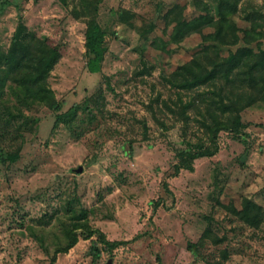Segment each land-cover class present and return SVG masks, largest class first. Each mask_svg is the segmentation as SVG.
I'll return each instance as SVG.
<instances>
[{
    "label": "rangeland",
    "instance_id": "rangeland-1",
    "mask_svg": "<svg viewBox=\"0 0 264 264\" xmlns=\"http://www.w3.org/2000/svg\"><path fill=\"white\" fill-rule=\"evenodd\" d=\"M202 1L216 13L217 0ZM251 2L264 12V0ZM175 3L193 12L192 0H99L97 20L114 33L105 36L96 74L86 69L88 18L73 13L80 0H13L0 8V52L15 34L46 38L61 53L47 78L58 112L88 105L69 127L54 126L56 111L42 104L22 108L33 123L4 112L0 144L20 155L0 163V264H49L67 241L69 207L88 210L94 228L124 243L93 262L90 240L79 237L56 264H264V216L250 228L218 203L247 195L264 209V102L243 112L248 126L241 140L221 131L216 146L196 111L188 109L183 121L169 109H176L179 93L193 99L208 88L179 91L163 78L202 49L197 34L165 44L161 18ZM244 15L239 10L233 20L243 28ZM200 146L216 152L196 158L192 171L167 176L179 151ZM208 225L221 242L209 240L193 254L188 243L198 242Z\"/></svg>",
    "mask_w": 264,
    "mask_h": 264
},
{
    "label": "trees",
    "instance_id": "trees-1",
    "mask_svg": "<svg viewBox=\"0 0 264 264\" xmlns=\"http://www.w3.org/2000/svg\"><path fill=\"white\" fill-rule=\"evenodd\" d=\"M244 1L246 5H242ZM12 2L13 0H0V8ZM98 2L99 0H80L81 8L75 7L73 10L75 15L82 14L88 18L84 44L86 69L94 74L101 71L105 36L108 32L114 33L97 20ZM192 5L193 12L190 13L184 4L175 3L162 16L161 31L167 36L165 44H177L186 37L197 34L202 49L189 61L174 67L163 78L179 91L191 92L201 86L210 88L197 92L193 99H184L179 93L176 109H169L183 121L188 119V109L196 111L200 117L196 120L205 128L207 139L215 146L221 131L231 132L241 140L246 135L245 129L248 126L242 118L243 112L255 103L264 102V12L256 9L251 0H217L215 14H211L208 4L202 0H192ZM246 8H251L252 12L248 14ZM239 10L245 12L243 18L248 21V27H239L234 23ZM149 27L154 29L156 26L152 24ZM209 28L211 30H207ZM152 44L157 47L156 40ZM222 51H226V54L221 55ZM60 56L59 47L50 44L46 38L20 37L19 34L12 38L6 53L0 52V142L4 138V112L11 118L30 119L22 108L42 104L56 111L54 126L63 123L69 127L81 106L88 110V105L84 104L58 112L60 107L48 86L47 78ZM10 104H13L15 111ZM30 120L32 123L37 121L33 118ZM9 122L8 118L5 123L11 124ZM17 129H20L18 123ZM215 152L216 147L183 149L178 153V163L172 166L167 176H176L181 169L192 171V163L196 158L211 156ZM19 155L18 149L11 151L0 144V163H14ZM162 188L172 196L166 180L162 181ZM161 200L159 198L155 201L154 208ZM218 203L250 228H258L263 220V207L247 195L241 196L237 202L218 200ZM88 214L86 209L68 208V224L64 233L67 241L64 245L55 247L49 264H56L57 254L68 252L79 237L90 240L87 253L93 262L99 260L103 252L112 255L113 250L124 243L108 240L102 231L90 224ZM209 240L214 244L221 242L210 225L205 228L198 242L188 243V249L197 255ZM222 253L225 258L226 250L223 249Z\"/></svg>",
    "mask_w": 264,
    "mask_h": 264
}]
</instances>
